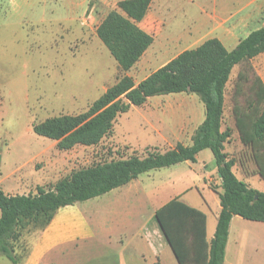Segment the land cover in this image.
I'll return each instance as SVG.
<instances>
[{"label": "rangeland", "instance_id": "rangeland-1", "mask_svg": "<svg viewBox=\"0 0 264 264\" xmlns=\"http://www.w3.org/2000/svg\"><path fill=\"white\" fill-rule=\"evenodd\" d=\"M119 1L0 0L2 177L8 175L14 166L20 165L14 177L22 178V188L33 189L41 181V186L47 188L72 170L94 162L131 154L142 157L148 150L164 151L177 142H187L194 123L188 126L186 122L190 118L198 121L204 113L198 96L188 92L155 95L139 107L131 106L127 112L116 117L113 131L96 145H76L68 150H59L54 140L32 131V124L46 117L85 111L123 75L96 35L98 24L117 7ZM232 1L151 0L139 26L153 40L126 73L137 82L182 50L195 47L208 37L220 36L228 40L226 29L217 30L218 24L223 21L220 18L226 19L234 5L245 0ZM247 15L248 12L233 23L236 25L240 18ZM247 64L252 66L250 61L239 63L231 72L225 88L224 119L234 99L243 104L242 97L234 94V84L237 73ZM149 110L157 112V115L146 118L145 113ZM158 135L167 139L161 140ZM230 150L240 168L235 169L237 174L240 172L252 177L257 173L249 147L232 146ZM211 156L212 151L207 148L198 153L195 162H180L154 169L141 174L140 178L150 177L151 180L148 181V178L145 182L155 181L159 186L166 185L165 188L171 192L187 187L189 189L182 196L186 201L200 205L203 196L214 210L219 200L214 192L204 186L203 179L209 168L205 163L202 167V161H210ZM215 174V171L211 174L208 185L217 190L219 184ZM8 185L10 178H5L3 186ZM157 201L149 194L143 197L147 229L154 220L146 219V216ZM208 216H212L210 210ZM242 220L234 223L237 241L231 244L224 264H264V221ZM39 233L40 230L34 226L24 232L22 243L17 247L21 264L25 263ZM74 248H68L64 254L52 253L41 264H96L95 248L84 244ZM146 248L144 245V254L147 253ZM0 264L12 263L0 255Z\"/></svg>", "mask_w": 264, "mask_h": 264}, {"label": "trees", "instance_id": "trees-1", "mask_svg": "<svg viewBox=\"0 0 264 264\" xmlns=\"http://www.w3.org/2000/svg\"><path fill=\"white\" fill-rule=\"evenodd\" d=\"M151 0H120L96 28V35L117 62L123 75L99 95L85 111L46 117L32 124L37 135L54 140L59 150L76 145L98 144L113 131L115 119L131 106L143 105L149 97L171 93H194L204 106V119L191 136V143H176L164 151L131 154L91 163L72 170L50 187L36 186L35 193L7 194L0 188V255L21 264L17 247L30 227L40 231L57 209L88 200L128 183L151 169L169 167L208 147L220 176V211L213 237L206 239V215L178 198H171L154 211L178 264H222L229 223L234 215L264 221V192L248 186L232 171L235 163L224 151L230 139L228 128L220 130L224 93L233 67L264 52V25L250 31L228 50L217 37L204 39L184 49L145 78L135 82L126 72L140 59L153 38L139 22ZM233 114L241 143L249 147L256 172L264 179V83L254 68L240 69L234 84ZM153 264H161L159 261Z\"/></svg>", "mask_w": 264, "mask_h": 264}, {"label": "crops", "instance_id": "crops-1", "mask_svg": "<svg viewBox=\"0 0 264 264\" xmlns=\"http://www.w3.org/2000/svg\"><path fill=\"white\" fill-rule=\"evenodd\" d=\"M247 12L248 15L244 18H240L236 25L233 23L236 18H239V16H242ZM220 21L223 23L221 22V24H218L217 30L220 31L223 28L226 29L228 31L227 35L229 39L225 40L220 38V36L211 37H217L223 45L230 50L250 31L258 29L264 25V0H245L243 2H238L234 5L232 13L227 16L226 19L220 18ZM239 32L242 35L238 36ZM249 61L264 83V52L259 53ZM225 102L226 98L224 93V106ZM233 104L231 105L232 107L225 119L223 114L220 127V130L228 128L231 133L230 139L224 142V151L229 157H232L230 152L232 146L245 147L240 141L239 133L235 125V117L232 111ZM156 113L157 112L153 110H149L145 113V117L152 118L157 115ZM172 113H175V111ZM203 119L204 113L198 121L190 118L186 122V125L188 126H192L193 123L194 125L192 126L187 142L180 143L184 145L191 143V136ZM147 121L149 122V119ZM159 139L165 140L167 138L160 135ZM172 147L173 146L170 148ZM207 148L208 147L200 149L191 158L183 162H195L198 153ZM204 163L207 165L206 167L209 168L208 172H206V178L203 179L205 180L204 186H206L208 190L214 192L210 185H208V182L212 179L211 174L214 171L216 172V182H218L219 185L220 179L217 174L216 161L213 153L210 161H202V167ZM235 169H240L236 163H234L232 167V171L236 177L243 180L248 186L264 192V179L260 177L259 174L256 173L252 177H246L240 172L237 174ZM19 170L20 165H16L5 177H2L0 174V188L7 194H26V191L27 193H35L36 191L34 188L36 186H41L43 182L41 181V183L37 184L33 189L22 188V178L15 179L14 177ZM141 174L130 180L128 183L118 186L102 195L58 208L50 223L45 229L40 231L37 238L34 240L24 264H41L46 256H51L52 253L64 254L68 252V248H76L79 245L81 247L82 244L88 245L89 248L96 249L94 252V262L96 264H153L156 261H159L161 264H178L154 218V211L171 198H178L184 203L205 213L206 239L208 242L211 240L215 231L220 204H216L215 209L212 210L203 196V203L201 202L200 205H197L196 203L193 204L182 197L189 188H179L178 190L171 192L165 188L166 185L159 186L158 182H148L151 180L150 177H148L149 180L148 178L141 179ZM5 178H10V185L7 187L3 186ZM146 179L148 181L145 182ZM42 180L44 181V178H42ZM217 190L220 191L221 188L218 187ZM214 193L218 197V194L216 192ZM148 194L158 199L157 205L154 206L149 215L146 216V219L154 220V223L150 225L149 229H147V222H144L143 216V197ZM209 210L212 213L211 217L208 216ZM242 219L247 218L234 215L230 220L222 264H224L227 259L231 244H236L237 241V235L235 234L237 227H234V223L238 220L243 221ZM144 245L147 247L146 254L143 253Z\"/></svg>", "mask_w": 264, "mask_h": 264}, {"label": "water", "instance_id": "water-1", "mask_svg": "<svg viewBox=\"0 0 264 264\" xmlns=\"http://www.w3.org/2000/svg\"><path fill=\"white\" fill-rule=\"evenodd\" d=\"M218 176H220V174L218 173Z\"/></svg>", "mask_w": 264, "mask_h": 264}]
</instances>
